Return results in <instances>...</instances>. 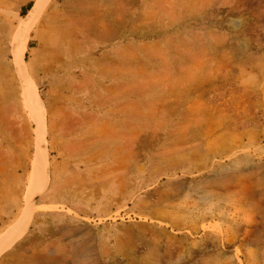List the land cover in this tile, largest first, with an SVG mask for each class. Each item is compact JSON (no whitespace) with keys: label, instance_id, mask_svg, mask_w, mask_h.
<instances>
[{"label":"rangeland","instance_id":"rangeland-1","mask_svg":"<svg viewBox=\"0 0 264 264\" xmlns=\"http://www.w3.org/2000/svg\"><path fill=\"white\" fill-rule=\"evenodd\" d=\"M30 1L0 0V236L35 209L0 264H264V0H52L25 57L37 195Z\"/></svg>","mask_w":264,"mask_h":264},{"label":"bare ground","instance_id":"bare-ground-1","mask_svg":"<svg viewBox=\"0 0 264 264\" xmlns=\"http://www.w3.org/2000/svg\"><path fill=\"white\" fill-rule=\"evenodd\" d=\"M51 1L52 0H36L35 5L30 10L27 16H22L20 14L17 15V21L15 22L16 25L14 27V30H17V35L14 43L15 64L17 70L25 81L27 104L34 113L38 122L37 157L34 163L32 175L30 177L29 188V191H35L36 195L44 190L50 179L49 163L46 156L47 151L45 152V135L47 131V125L46 118L42 112L44 102L38 92L34 81L31 79V76L28 73V66L26 65L27 61L25 57L26 52L29 49L31 33L38 25L42 15L44 14ZM31 197L32 196H29L28 200H30ZM34 213L35 209L33 208L27 210L26 214L21 219L17 228L10 230L0 236V258L1 255L10 250L12 247H14L16 243L21 240L25 236V234H27L34 217ZM223 238H225V235L223 236Z\"/></svg>","mask_w":264,"mask_h":264},{"label":"trees","instance_id":"trees-1","mask_svg":"<svg viewBox=\"0 0 264 264\" xmlns=\"http://www.w3.org/2000/svg\"><path fill=\"white\" fill-rule=\"evenodd\" d=\"M33 8V1H30L26 5L21 7V14L22 16H27L30 10ZM30 48H32V45L30 44Z\"/></svg>","mask_w":264,"mask_h":264}]
</instances>
